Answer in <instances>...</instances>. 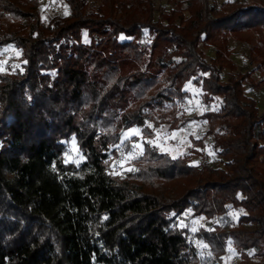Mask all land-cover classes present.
Returning a JSON list of instances; mask_svg holds the SVG:
<instances>
[{"label": "trees", "instance_id": "obj_1", "mask_svg": "<svg viewBox=\"0 0 264 264\" xmlns=\"http://www.w3.org/2000/svg\"><path fill=\"white\" fill-rule=\"evenodd\" d=\"M92 1L65 0L46 22L40 0H0V49L24 59L0 71V264H225L229 241L264 264V111L246 75L222 77L231 39L264 74V0ZM192 80L205 102L221 98L201 118L223 164L146 144L138 171L112 174L126 130L179 127ZM73 137L79 164L65 155ZM231 206L245 210L231 226L178 224Z\"/></svg>", "mask_w": 264, "mask_h": 264}, {"label": "rangeland", "instance_id": "obj_2", "mask_svg": "<svg viewBox=\"0 0 264 264\" xmlns=\"http://www.w3.org/2000/svg\"><path fill=\"white\" fill-rule=\"evenodd\" d=\"M218 1L221 2L225 0ZM40 2L42 16L46 22L50 17L67 14L70 10L65 0H40ZM92 2L95 5L100 3L99 0H93ZM161 3L162 5H167V0H158V5H160V7H162ZM231 48V66L222 71V77L226 80L234 76L246 75V93L257 100L260 111L263 112V71L257 67V62H251L249 60V47L246 44L231 39ZM206 52L209 59L215 56L214 48H209ZM23 63L24 59L18 48L8 45L0 49V71L15 72L18 68L22 67ZM184 89L188 91V96L185 101L178 104L179 109L177 117L180 123L179 127L171 128V122H166L161 126L156 127V131H154L152 135L144 134L140 126H134L132 128H140L142 130L141 134L145 140H155L161 145V147H163V152H168L172 156L187 154L191 157V160L194 163L202 164L203 162H209L222 165L223 163L219 159L218 150L214 147V136L208 132L209 125L207 121L201 118V115L207 111L218 110L221 105V98L217 97L213 101L205 102L203 100V89L201 85L194 80L187 82ZM125 132H127V130ZM173 133H175V136L172 135ZM133 138L131 143L137 142V138ZM145 145L146 143L143 145V151ZM157 148L160 150L159 147ZM117 152V155L111 153L110 156L109 171L111 173L125 175L129 172L130 168H136V164L133 161L134 158H128L127 153L129 152V149H126L124 144L121 148L117 149ZM65 155L67 161L72 162L78 160L80 163L84 158L76 140L73 141V138L67 142V151ZM186 213L188 214L186 215ZM243 213H245L244 209H237L231 206L225 215L209 219L205 216H194L193 211L188 210L179 217L178 224L188 226L190 227V230L192 227H196L197 229L200 227L213 229L216 226H231L238 222ZM194 233L195 232L191 231V235ZM191 240L196 245V241H200L192 236ZM229 248L231 251H229ZM200 251L205 253L207 249L200 248ZM250 256V259L243 261L239 252L231 243L228 245V252L223 257V261L225 264H259L260 259L254 255V251L250 252Z\"/></svg>", "mask_w": 264, "mask_h": 264}, {"label": "snow or ice", "instance_id": "obj_3", "mask_svg": "<svg viewBox=\"0 0 264 264\" xmlns=\"http://www.w3.org/2000/svg\"><path fill=\"white\" fill-rule=\"evenodd\" d=\"M145 127L147 128H152L153 131H156L154 126L150 123H146ZM142 130L140 128H130L127 130V132L122 134V141L120 145H115V147L117 149L121 148L124 144V141H129L130 142V147H129V152L127 153V156L129 159H133V158H137L139 155H143V145L146 143L150 146L153 147H159L161 151H164L163 147H161V145H159L155 140H145L141 134ZM158 135V134H157ZM173 136H175V133L172 134ZM136 137L137 138V142L135 143H131L132 138ZM198 138V137H197ZM75 140V138L73 137V141ZM176 157H173V159H175ZM75 163L79 164V161H74ZM129 171H138V169H134V168H130ZM112 174H116V173H112ZM188 213H186L187 215ZM105 219H107V217H105ZM203 219V218H201ZM183 226V225H181ZM207 231H213V229H206ZM192 232H196L197 228L196 227H192L191 228ZM197 246L202 248V249H208L209 245L206 244L204 241H196ZM229 244H231V241H229ZM229 251H231V249L229 248ZM209 255H211V252H208Z\"/></svg>", "mask_w": 264, "mask_h": 264}]
</instances>
